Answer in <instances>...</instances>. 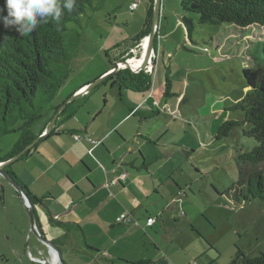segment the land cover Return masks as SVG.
Segmentation results:
<instances>
[{
    "label": "rangeland",
    "instance_id": "obj_1",
    "mask_svg": "<svg viewBox=\"0 0 264 264\" xmlns=\"http://www.w3.org/2000/svg\"><path fill=\"white\" fill-rule=\"evenodd\" d=\"M132 1L135 0H92L93 6L86 9L80 21L68 24L64 37L70 72L52 103L69 99L68 94L76 86L88 78L97 80L102 77L99 73L122 61L114 59L107 49L116 50L117 43L122 48L132 46L129 36H138L149 5V0H137L139 8L132 13L129 9ZM161 1L157 50L150 59L155 63L150 90L136 92L122 88L120 96L119 87L112 86L111 81L101 82L93 89L101 96L102 104L107 96L106 111L116 113L114 120L133 106L131 102L136 96L150 94L149 102L153 101L151 108H142L137 117L119 123V132L126 130L129 139L137 133L149 139L147 155L154 162L140 167L152 168L154 178L159 179L155 180L161 184L159 194L133 198L150 208L160 226L157 234L152 228L141 227L147 232L143 235L146 246H142L138 255H155L151 245L154 238L158 246L163 245L177 255H196L202 264L206 255L216 256L217 264H244L242 259L238 260V251L248 258L264 252V202L257 198L237 204L224 190L237 181V154L253 150L258 142L245 136L242 127L234 128L230 136L220 140L217 132L223 122L244 116L234 106L252 91L243 74L245 68L254 65L250 54L255 64L264 60V47L257 43L264 41V25L239 27L215 18L203 19L200 14L185 11L181 0ZM183 17L192 22L190 33ZM144 37L149 38V34ZM144 68L145 65L135 70L149 75ZM167 79L169 95H166ZM73 95L77 99V93ZM48 107L31 126L33 133L46 125L51 115ZM150 111H155L154 116L147 115ZM18 127L19 124L15 126ZM113 136L115 144L119 138ZM20 138V131L2 136L0 156L10 152ZM42 141L47 146L41 139L36 148L35 145L31 148L33 153ZM29 156H22L13 164L21 183L25 176L34 179L43 164L38 154L27 160ZM171 168L172 174L168 173ZM52 175L53 171L46 179ZM179 187L183 190L178 192ZM18 194L0 174V259L6 260L4 264H40L31 259L29 252L40 259L51 254L31 232L29 214ZM42 207L46 210L38 202L35 204L36 211ZM16 232L14 241L12 237L9 240V235Z\"/></svg>",
    "mask_w": 264,
    "mask_h": 264
},
{
    "label": "crops",
    "instance_id": "obj_2",
    "mask_svg": "<svg viewBox=\"0 0 264 264\" xmlns=\"http://www.w3.org/2000/svg\"><path fill=\"white\" fill-rule=\"evenodd\" d=\"M136 1H132L130 6ZM148 7L149 5L146 7V16L140 32L146 23ZM138 8L139 5L136 9ZM130 11L133 13L135 10ZM129 40L132 42L130 47L124 45L122 48L117 43L116 50L111 52L112 48L107 49L114 59L123 60L128 56H135L131 50L137 41L136 37L129 36ZM112 67L106 68L98 75H103ZM149 75L151 77V73ZM91 81L93 80L88 78L68 94L67 97H71L77 93V99L67 103L59 115L54 133L43 139L44 144L46 142L50 148L42 145V141L39 143H42V147H37L35 153H30L27 158L31 160L38 154L43 161L41 170L34 179L26 176L22 179V183L40 199L39 204L46 207V210L42 207L36 211L40 232L60 247L65 264H131L138 261H147L146 264H202L197 261L196 255H177V252H170L163 248V245L158 246L154 238L151 245L155 255H138L142 246H146L143 235L147 232L141 227L147 230L152 228L157 234L160 226L157 216L151 213L150 208L133 198L157 195L161 184L156 181L158 178H154L152 168L146 167L147 170H144L140 167L141 164L154 162V159L147 155L149 139L144 137L143 133H137L129 139L126 130L124 133L119 132V123L137 117L142 108H151L153 101L149 102L150 94L136 96L131 102L133 106L114 120L116 113L106 111L107 96L102 104L101 96L93 90L95 87L89 92H79ZM151 86L152 84L150 88ZM64 101L59 104L52 103V106H60ZM50 111L51 115L44 128L55 114L53 108ZM77 134L80 135L79 139L74 137ZM113 135L119 138L118 144L113 143ZM126 168L131 171L128 172ZM142 169L144 173H141ZM172 170L169 169L168 173L172 174ZM52 171L53 175L46 179V175ZM122 173L127 174L125 180L112 183ZM17 177L19 178L18 175ZM179 188L178 192L183 190ZM123 213L133 218L130 223L117 221ZM180 213L179 211V215H182ZM148 217L156 219L151 226L146 224ZM16 234L17 232L15 235H9V240L12 237L14 241ZM30 256L35 263L40 260L34 257L32 252ZM46 257L44 261L51 260L50 255ZM205 259L203 264H217L216 256L206 255ZM5 261L1 258L0 264Z\"/></svg>",
    "mask_w": 264,
    "mask_h": 264
},
{
    "label": "trees",
    "instance_id": "obj_3",
    "mask_svg": "<svg viewBox=\"0 0 264 264\" xmlns=\"http://www.w3.org/2000/svg\"><path fill=\"white\" fill-rule=\"evenodd\" d=\"M92 6V0H76L73 12L65 11L58 24L51 20L41 23L29 36H21L15 28H5L0 23V138L13 131L21 132L15 147L0 156V161L15 156L42 133L43 130L35 134L30 128L43 117L48 105L49 110L53 108L54 112L59 108V105L53 107L52 101L70 72L67 64L70 56L65 47L64 34L68 24L79 22L86 9ZM181 6L185 11L200 14L203 19L215 18L239 27L264 25V0H181ZM3 7L4 0H0V9ZM153 12L154 0H149L146 23L136 40L151 31ZM3 14L6 15V12ZM182 21L190 33L192 22L186 17ZM257 43L264 47V41ZM250 56L254 65L245 68L243 74L252 91L234 106V109L243 111L244 116L223 122L217 132V139L220 140L230 136L234 128L242 127L245 136L253 137L258 142L253 150L237 154V181L224 190V194L237 204L257 198L264 202V60L258 65ZM107 81L119 87L121 96V88L145 91L150 88L152 80L144 71L124 68L110 74L104 83ZM166 85V95H169V79ZM151 114L154 116L155 111ZM53 133H48L44 139ZM32 149L23 156L30 154ZM11 173L20 182L16 173ZM22 185L35 206L40 199ZM238 253V260L242 259L244 264H264V252L253 258L241 255V251ZM146 263L138 261L131 264Z\"/></svg>",
    "mask_w": 264,
    "mask_h": 264
},
{
    "label": "water",
    "instance_id": "obj_4",
    "mask_svg": "<svg viewBox=\"0 0 264 264\" xmlns=\"http://www.w3.org/2000/svg\"><path fill=\"white\" fill-rule=\"evenodd\" d=\"M161 2H162L161 0H155V3H154V14H153V21H152L153 22L152 23V29L149 33L148 47L144 53V60L146 62L145 66L148 64V62H150V59L152 58L153 55H155L156 50H157V48H156V30H157L158 24L160 22ZM151 62H153V60H151ZM118 63L119 62L116 63V66L112 70L104 73L102 75V77L98 78L97 80H95L93 82L86 84L84 91L89 92L94 87H96L99 83L103 82L111 73L118 70V66H117ZM129 67H131V66L129 65ZM75 96L76 95H72L71 97H69V99H67L64 103H62L59 106L58 110L55 112V114L53 115L49 124L45 128V133H43V134L41 133L38 137H36L30 144H28L26 147H24L14 157L9 158L5 161H0V174L11 183V185L16 189V191L19 193V195L21 196V198L23 199V201L25 203L27 212L29 214L31 232H33L36 236H38L39 240L43 243V245L47 244L52 248V250H54L55 257H56V264H65V262L63 260L62 250L57 246L56 243H54L51 240H48L40 232V229H39L38 224L36 222V221H38V216H37L35 206L33 205L28 193L26 192V189L9 171L6 170V166L14 163L16 160H18L20 157H22L26 153L27 150H30L35 144H37L42 138H44V136L46 134L51 133L53 131L61 111L65 108V106L67 105L68 102L75 99ZM37 262H39L40 264H43L42 262H44V260L40 259Z\"/></svg>",
    "mask_w": 264,
    "mask_h": 264
},
{
    "label": "clouds",
    "instance_id": "obj_5",
    "mask_svg": "<svg viewBox=\"0 0 264 264\" xmlns=\"http://www.w3.org/2000/svg\"><path fill=\"white\" fill-rule=\"evenodd\" d=\"M75 5L76 0H4V7L0 9V23L5 28H15L21 36H29L41 23L51 20L58 24L64 12L72 13ZM130 66L132 68L133 65Z\"/></svg>",
    "mask_w": 264,
    "mask_h": 264
},
{
    "label": "built area",
    "instance_id": "obj_6",
    "mask_svg": "<svg viewBox=\"0 0 264 264\" xmlns=\"http://www.w3.org/2000/svg\"><path fill=\"white\" fill-rule=\"evenodd\" d=\"M138 6V1L134 2L131 4L130 6V10H135ZM148 37H144V38H140L139 40H137L135 42V46L132 48L131 50V53L132 54H135V56H139L140 58H144V53H145V48H146V43L148 42L147 41ZM133 56V57H135ZM133 57L131 58H127L126 61H129V60H132L134 59ZM132 65V64H131ZM127 66V65H126ZM145 71L150 73L152 72V65H151V60L150 62H148V66H145ZM75 139H79L80 138V135L77 134V135H74ZM127 174L126 173H122L120 176H118L117 178H115L112 183L116 182V181H119V180H124L126 178ZM132 217H130L128 214L126 213H123L122 215H120L118 218H117V221L118 222H128L130 223L132 221ZM155 222V218L154 217H148L146 219V224L147 226H151L153 223ZM135 223H137V221H135ZM192 264H195V263H192Z\"/></svg>",
    "mask_w": 264,
    "mask_h": 264
},
{
    "label": "bare ground",
    "instance_id": "obj_7",
    "mask_svg": "<svg viewBox=\"0 0 264 264\" xmlns=\"http://www.w3.org/2000/svg\"><path fill=\"white\" fill-rule=\"evenodd\" d=\"M147 41L149 42V38L147 39ZM148 42L146 43V48H145V51H146V49H147V47H148ZM145 60H144V58H141V59H132V60H129V61H120L118 64H117V66H118V70L119 69H124V67L126 66L127 68H131V67H129V65L130 64H132L133 65V67L134 68H139V67H142V66H144L145 65ZM151 65H152V62H151ZM146 66H148V64L146 65ZM118 70H116V71H118ZM115 72V71H114ZM150 73H152V72H150ZM112 74V73H111ZM84 89H85V86H83L80 90H79V92L80 93H85V91H84ZM84 91V92H83ZM125 180V179H124ZM120 182L121 181H123V180H119ZM119 181H116V182H119ZM115 183V182H114ZM42 243V242H41ZM44 246H46V248L50 251V254H51V260L50 261H44V262H42V263H44V264H56V257H55V253H54V250H52V248L49 246V245H47V244H44ZM58 246V245H57ZM59 247V246H58ZM60 248V247H59ZM64 260V259H63Z\"/></svg>",
    "mask_w": 264,
    "mask_h": 264
},
{
    "label": "flooded vegetation",
    "instance_id": "obj_8",
    "mask_svg": "<svg viewBox=\"0 0 264 264\" xmlns=\"http://www.w3.org/2000/svg\"><path fill=\"white\" fill-rule=\"evenodd\" d=\"M17 154H18V153H17ZM13 157H14V156H13ZM11 158H12V157H11ZM20 158H21V157H20ZM18 160H19V159H18ZM16 161H17V160H16ZM16 161H15V162H16ZM15 162H14V163H15ZM14 163L9 164V165L6 166V170H7V171L9 170L10 173H11V171H12V172H15V171L13 170V164H14ZM8 166H9V167H8ZM7 167H8V168H7ZM11 174H12V173H11ZM18 195H19V194H18ZM19 196H20V195H19ZM20 198H21V196H20ZM21 199H22V198H21ZM38 203H39V202H38ZM29 255H30V252H29Z\"/></svg>",
    "mask_w": 264,
    "mask_h": 264
}]
</instances>
